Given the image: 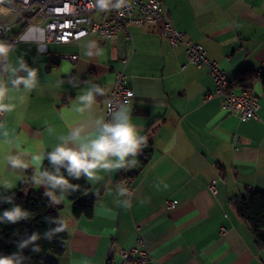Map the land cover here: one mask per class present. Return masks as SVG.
<instances>
[{
  "label": "crops",
  "instance_id": "1",
  "mask_svg": "<svg viewBox=\"0 0 264 264\" xmlns=\"http://www.w3.org/2000/svg\"><path fill=\"white\" fill-rule=\"evenodd\" d=\"M159 1L173 27L227 71L234 90L253 92L260 104L257 118L239 119L222 110L221 99L207 98L214 90L208 70L189 64L183 47L170 48L160 26L129 25L131 39L123 33L84 37L98 42L101 57H84L80 40L48 42L42 54L34 44H19L10 58L14 62L23 56L30 67L40 69L43 87L0 117L5 121L0 142L15 145L19 137L22 152L50 150L68 132L65 116L78 119L62 114L70 100L89 84L104 87L107 95L122 72L133 91V123L143 129L141 135H150L152 156L145 166L138 156L134 169L102 172V180L88 182L87 197H96L90 218L75 217L65 198L54 206L58 218H70V224L65 253L52 259L57 264H119L120 251L135 246L136 224L153 264H264V253L254 247L230 204L247 191H264V91L259 79L242 87L234 82L244 70L264 74V0ZM21 26L18 19L3 38L20 35ZM61 55L78 59L71 62ZM106 95L97 97L95 115H104ZM29 173L32 169L25 171ZM124 175L134 188L127 208L117 203L124 199L116 190ZM27 178L4 171L0 184L10 183L13 189L0 191L14 192ZM213 181L215 195L206 188ZM33 189L45 192L43 186Z\"/></svg>",
  "mask_w": 264,
  "mask_h": 264
},
{
  "label": "clouds",
  "instance_id": "2",
  "mask_svg": "<svg viewBox=\"0 0 264 264\" xmlns=\"http://www.w3.org/2000/svg\"><path fill=\"white\" fill-rule=\"evenodd\" d=\"M131 0H92L90 7L100 12L108 10H120L129 6ZM16 0H0V31L10 32L15 22L21 19L29 6V0H21L22 7H17ZM66 11L67 6H66ZM84 20L79 23H84ZM88 34L80 32L77 39L80 40L82 54L86 58L101 57L104 51L95 39L87 38ZM49 42L47 26L37 22H29L23 32L14 41L0 39V115L10 114L20 108L33 92H37L43 86L40 83V69L30 67L23 56H16L15 61L10 54L17 50L19 44H34L38 54L46 51ZM63 83V80L58 81ZM73 83V80H69ZM88 83V82H85ZM75 84V83H73ZM106 89L99 84H89L87 90L78 93L74 100H70L67 109L63 113H73L76 118L65 116L68 125L66 135L59 136L58 142L51 149L37 147L35 152H22L19 145L22 143L17 137L13 145L7 140L0 142V175L4 171H10L20 176H28L24 183L43 186L44 196L49 198L50 206L60 205L61 201L71 193L80 190V184H74L71 180L84 178L87 182L100 181L102 172L111 173L113 170L134 169L141 155L148 146V136L141 135L143 129L133 123L132 108L129 99L117 103L110 108L105 115H95L94 106L97 97H104ZM5 121H0V129H3ZM52 131L51 128L48 129ZM49 166L44 165V161ZM32 169L31 175H25V171ZM63 170V171H62ZM66 173V174H65ZM161 183H163L161 181ZM159 184L156 187L159 189ZM167 189L168 185L163 184ZM0 188L11 191L10 183L0 184ZM118 197L117 203L122 207L131 206L130 190L123 184L116 185ZM15 194L7 195L0 192V203L12 205L8 210L0 214V223L15 224L28 220L31 213L16 205ZM48 223L57 225L49 228L41 235L33 232L27 238L18 241L19 251L9 256H0V264H25L28 257L23 255V250L32 247L33 252H39L37 241L46 239L52 241L59 233L69 228L70 218H47Z\"/></svg>",
  "mask_w": 264,
  "mask_h": 264
},
{
  "label": "built area",
  "instance_id": "3",
  "mask_svg": "<svg viewBox=\"0 0 264 264\" xmlns=\"http://www.w3.org/2000/svg\"><path fill=\"white\" fill-rule=\"evenodd\" d=\"M16 2L18 3L17 7H22L21 0H16ZM91 2L92 0H29L27 10L19 19L22 23L21 31L28 26L29 22H37L40 19L42 24L47 26L49 42L64 44L78 41L80 32H85L88 35L97 34L104 39L123 33L126 39H131L128 31L129 25H158L162 37L167 41L170 48L183 47L189 64L208 70L214 84V90L207 95V98L221 99L222 110L234 114L239 119L257 118L260 104L253 92L246 88L239 91L234 90L228 81L227 71L208 58L202 45L188 39L182 31L173 27L169 16L162 12L159 0H131L126 8L105 12L91 8ZM66 6L67 11L65 10ZM81 20L85 22L79 23ZM3 34L4 32L0 31V39H4ZM17 36L19 33L12 35L8 40L14 41ZM60 58L71 62L78 59L77 55H61ZM124 80L125 74L118 73L114 87L104 99L106 118L110 108H114L117 103L129 99L128 93L133 94L132 89L125 86ZM2 116L0 115V117ZM139 156L144 159L143 153ZM118 183H123L133 194L134 188L126 175L117 181L116 185ZM206 188L213 195L217 193L214 181L210 182ZM173 206V202H167L168 208ZM135 230L137 232L135 246L120 251L121 261L119 264H153V259L147 252L140 228L136 224Z\"/></svg>",
  "mask_w": 264,
  "mask_h": 264
},
{
  "label": "trees",
  "instance_id": "4",
  "mask_svg": "<svg viewBox=\"0 0 264 264\" xmlns=\"http://www.w3.org/2000/svg\"><path fill=\"white\" fill-rule=\"evenodd\" d=\"M255 79H259L264 91V74L256 75L253 70L241 71L235 77L234 82L235 86L242 87ZM146 135L148 136V146L143 151L144 160L140 161L142 166H145L152 156L151 138L149 134ZM44 165L49 166L46 160ZM28 175L30 176L31 173ZM28 179L29 177L25 181ZM70 182L81 186L79 191L65 197L72 206L73 215L77 218H90L93 214L96 197H87L88 182L84 178ZM33 186V184L21 182L14 192H5L7 195L15 194L14 203L29 211L31 216L28 220L19 221L15 224L0 223V256H9L19 251L17 248L18 241L27 238L33 232H39L43 235L49 228L57 226L48 223L47 219H59L55 213V207L50 206L49 198L44 196V191H36ZM230 204L237 217L246 224L254 247L264 253V191H247L242 197L231 199ZM11 207L10 204L0 203V214ZM67 239L68 233L63 231L52 241L46 239L37 241L40 247L38 253L33 252L31 246L23 250V255L28 257L25 264H57L52 257H59L65 253L64 244Z\"/></svg>",
  "mask_w": 264,
  "mask_h": 264
}]
</instances>
